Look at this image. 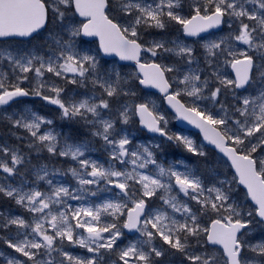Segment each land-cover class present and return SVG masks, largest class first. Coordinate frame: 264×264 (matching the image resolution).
Wrapping results in <instances>:
<instances>
[{"label":"snow or ice","instance_id":"1","mask_svg":"<svg viewBox=\"0 0 264 264\" xmlns=\"http://www.w3.org/2000/svg\"><path fill=\"white\" fill-rule=\"evenodd\" d=\"M0 264H264V0H0Z\"/></svg>","mask_w":264,"mask_h":264},{"label":"trees","instance_id":"2","mask_svg":"<svg viewBox=\"0 0 264 264\" xmlns=\"http://www.w3.org/2000/svg\"><path fill=\"white\" fill-rule=\"evenodd\" d=\"M169 155H176V156H179L180 153L174 149H170L169 152H168Z\"/></svg>","mask_w":264,"mask_h":264},{"label":"rangeland","instance_id":"3","mask_svg":"<svg viewBox=\"0 0 264 264\" xmlns=\"http://www.w3.org/2000/svg\"><path fill=\"white\" fill-rule=\"evenodd\" d=\"M169 155V154H168ZM169 156H172V155H169Z\"/></svg>","mask_w":264,"mask_h":264}]
</instances>
